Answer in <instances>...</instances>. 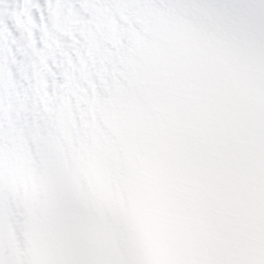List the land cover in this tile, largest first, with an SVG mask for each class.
<instances>
[{
	"label": "snow or ice",
	"instance_id": "snow-or-ice-1",
	"mask_svg": "<svg viewBox=\"0 0 264 264\" xmlns=\"http://www.w3.org/2000/svg\"><path fill=\"white\" fill-rule=\"evenodd\" d=\"M0 264H264V0H0Z\"/></svg>",
	"mask_w": 264,
	"mask_h": 264
}]
</instances>
